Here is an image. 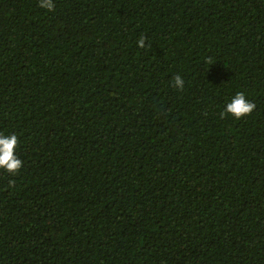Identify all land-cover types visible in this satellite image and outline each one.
<instances>
[{
  "label": "trees",
  "instance_id": "trees-1",
  "mask_svg": "<svg viewBox=\"0 0 264 264\" xmlns=\"http://www.w3.org/2000/svg\"><path fill=\"white\" fill-rule=\"evenodd\" d=\"M51 2L0 0V264H264V0Z\"/></svg>",
  "mask_w": 264,
  "mask_h": 264
},
{
  "label": "clouds",
  "instance_id": "clouds-1",
  "mask_svg": "<svg viewBox=\"0 0 264 264\" xmlns=\"http://www.w3.org/2000/svg\"><path fill=\"white\" fill-rule=\"evenodd\" d=\"M41 7L48 8L53 7L51 0H41ZM144 41L141 38L138 41V46H143ZM175 85L179 88L183 86V80L177 76L175 78ZM255 105L246 100L245 95L241 92H237L233 95L230 101L226 104L221 116L225 113L231 114L235 119H239L244 115L249 114ZM18 144L17 136L15 134H3L0 133V169L9 173H15L22 166V161L16 154V147Z\"/></svg>",
  "mask_w": 264,
  "mask_h": 264
}]
</instances>
